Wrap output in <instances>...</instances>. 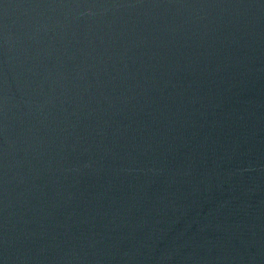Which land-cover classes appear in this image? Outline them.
<instances>
[{
  "label": "water",
  "instance_id": "1",
  "mask_svg": "<svg viewBox=\"0 0 264 264\" xmlns=\"http://www.w3.org/2000/svg\"><path fill=\"white\" fill-rule=\"evenodd\" d=\"M0 264H264V0H2Z\"/></svg>",
  "mask_w": 264,
  "mask_h": 264
},
{
  "label": "snow or ice",
  "instance_id": "2",
  "mask_svg": "<svg viewBox=\"0 0 264 264\" xmlns=\"http://www.w3.org/2000/svg\"><path fill=\"white\" fill-rule=\"evenodd\" d=\"M0 2H2V0H0Z\"/></svg>",
  "mask_w": 264,
  "mask_h": 264
}]
</instances>
